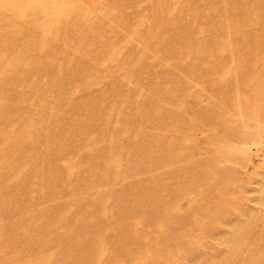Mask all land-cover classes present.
Listing matches in <instances>:
<instances>
[{
  "label": "rangeland",
  "instance_id": "rangeland-1",
  "mask_svg": "<svg viewBox=\"0 0 264 264\" xmlns=\"http://www.w3.org/2000/svg\"><path fill=\"white\" fill-rule=\"evenodd\" d=\"M0 264H264V0H0Z\"/></svg>",
  "mask_w": 264,
  "mask_h": 264
}]
</instances>
